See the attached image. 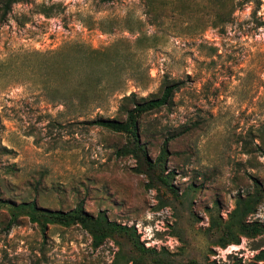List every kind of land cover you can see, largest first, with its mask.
Segmentation results:
<instances>
[{
    "label": "rangeland",
    "instance_id": "374dc122",
    "mask_svg": "<svg viewBox=\"0 0 264 264\" xmlns=\"http://www.w3.org/2000/svg\"><path fill=\"white\" fill-rule=\"evenodd\" d=\"M66 44L96 53L41 56ZM164 78L179 83L173 105L143 115L139 131L148 129L141 142L156 159L168 134L189 128L168 143L174 191L149 188L134 159L116 153L126 134L77 121L124 119L120 98L157 95ZM83 91L81 116L60 104ZM254 142L264 149V0L14 4L0 26V264H153L122 231L94 246L79 222L40 215L49 211L101 214L173 262L251 264L264 234L221 248L208 226L255 193L246 221L264 225V153Z\"/></svg>",
    "mask_w": 264,
    "mask_h": 264
},
{
    "label": "trees",
    "instance_id": "16d2710c",
    "mask_svg": "<svg viewBox=\"0 0 264 264\" xmlns=\"http://www.w3.org/2000/svg\"><path fill=\"white\" fill-rule=\"evenodd\" d=\"M27 0H0V26L5 23L8 18L9 13L12 10L14 4L26 2ZM252 0H242L243 3L249 2ZM239 3V2H238ZM237 5V3H236ZM41 13L48 16L49 12L42 7ZM73 46L80 47L83 50H87L86 58L90 57L91 54H95L96 51L93 49L84 48L75 44H66L59 50L54 52H48L41 54L42 57H52L60 55L65 48H71ZM76 51H80L77 49ZM84 57V55H83ZM179 88V83L172 81L168 78H164L160 85L159 94L150 95L147 97H136L135 93H130L128 95H123L119 100L118 112L125 115L124 119L116 117H93L86 118L80 121L79 123L88 124L92 126H97L105 130L115 132V133H124L128 136V142L122 148L116 150L118 155H129L135 161V171L138 173L144 174L148 178L147 186L149 188H155L156 183H162L170 191H174V187L169 181L170 175L173 171H169L164 174V163L166 161V155L168 153V143L173 141L177 137L186 133L189 128H182L181 131L177 133L168 134L165 137L160 152L156 159H152L149 156L146 145L141 142V136L145 135L148 132L147 128H142L143 130L139 131V121L143 115L159 110L161 108H170L173 105V96L176 90ZM88 97L87 91L76 96L75 100L64 101L61 100L60 104L67 107V105L73 106L78 111V116L83 114L82 110L87 109L90 101L86 102L84 99ZM129 104V105H126ZM64 111H60L62 114ZM253 136V135H252ZM259 139L256 136H253L252 140ZM255 143V142H254ZM244 145L249 148L250 143L244 141ZM255 149L264 153V149L261 148V145L258 143L254 144ZM258 201V194L249 195L246 198L239 197L236 199L234 208L228 213L226 220H223L220 217H210V224L208 229L215 230L219 232V235L215 240L212 241L218 247L225 248L229 245H238L240 244L241 237L245 238H255L257 236L264 234V225L257 221L248 222L246 221V216L254 210V205ZM162 203V202H161ZM31 209V216L35 218L34 213L37 208L35 206L29 205ZM16 217L15 214H12ZM41 216L51 221H57L63 224H69L74 222H79L84 228H86L92 236V244L98 246L105 238L110 237V231L108 229H117L122 231L129 239L132 241L134 246L142 253L147 254L151 258L153 264H199L195 260H190L188 262H173L169 259L163 257L159 258L153 256L155 253L154 249L146 248L143 244L139 243V239L135 237V231L126 226H118L115 223H109L105 216L98 215L96 218L80 212L73 211L68 213H63L60 211L47 212V214ZM13 218L8 226L14 222ZM49 221V220H48ZM257 254L254 257V262L251 264H264V248L257 247ZM132 264H142L135 259L129 260ZM235 264V263H233Z\"/></svg>",
    "mask_w": 264,
    "mask_h": 264
},
{
    "label": "bare ground",
    "instance_id": "6f19581e",
    "mask_svg": "<svg viewBox=\"0 0 264 264\" xmlns=\"http://www.w3.org/2000/svg\"><path fill=\"white\" fill-rule=\"evenodd\" d=\"M230 247H236L235 245H231Z\"/></svg>",
    "mask_w": 264,
    "mask_h": 264
}]
</instances>
